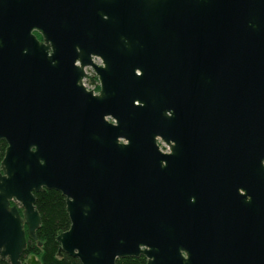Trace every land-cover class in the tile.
<instances>
[{"label":"water","instance_id":"1","mask_svg":"<svg viewBox=\"0 0 264 264\" xmlns=\"http://www.w3.org/2000/svg\"><path fill=\"white\" fill-rule=\"evenodd\" d=\"M0 141V264L46 190L82 264H264V0H0Z\"/></svg>","mask_w":264,"mask_h":264},{"label":"trees","instance_id":"2","mask_svg":"<svg viewBox=\"0 0 264 264\" xmlns=\"http://www.w3.org/2000/svg\"><path fill=\"white\" fill-rule=\"evenodd\" d=\"M91 86L98 87L96 76L87 80ZM7 143L0 141V163L3 161ZM36 208L40 213L42 225L37 231V240L27 236V249L23 255L22 263L29 256H36L42 264H82V262L66 253L60 254V243L57 238L61 233L67 232L71 227V220L67 213L66 199L62 193L54 190H46L35 194ZM22 212V210H20ZM1 264H9L2 262ZM117 264H147L145 257L126 258L117 260Z\"/></svg>","mask_w":264,"mask_h":264},{"label":"built area","instance_id":"3","mask_svg":"<svg viewBox=\"0 0 264 264\" xmlns=\"http://www.w3.org/2000/svg\"><path fill=\"white\" fill-rule=\"evenodd\" d=\"M96 62V64H99V65H101V62L99 61V60H96L95 61ZM87 73H88V78L84 81V85L86 86V88L89 90V91H93L95 94H99V91H100V82H99V80H98V78H97V76L95 75V73H94V71L92 70V69H88L87 70ZM91 76H96V78H97V81H98V89H97V86H91V85H89L88 83H87V80L89 79V77H91ZM163 144V143H162ZM165 145V144H164ZM161 146V145H160ZM168 147V146H167ZM169 148V147H168ZM161 149H162V147H161ZM163 150V149H162ZM170 150H168V151H164L163 150V152H169Z\"/></svg>","mask_w":264,"mask_h":264},{"label":"rangeland","instance_id":"4","mask_svg":"<svg viewBox=\"0 0 264 264\" xmlns=\"http://www.w3.org/2000/svg\"><path fill=\"white\" fill-rule=\"evenodd\" d=\"M160 145H161V147H162V149H163L164 151H168V150H169V148H168L166 145L162 144V142H160ZM0 164H1V163H0ZM15 204H17V203L12 202V205H15ZM30 257H31V256H29V257L26 259L25 263H27V261H28V259H29Z\"/></svg>","mask_w":264,"mask_h":264},{"label":"flooded vegetation","instance_id":"5","mask_svg":"<svg viewBox=\"0 0 264 264\" xmlns=\"http://www.w3.org/2000/svg\"><path fill=\"white\" fill-rule=\"evenodd\" d=\"M36 35H37L39 40L43 41V38H42V36L40 34L36 33Z\"/></svg>","mask_w":264,"mask_h":264}]
</instances>
